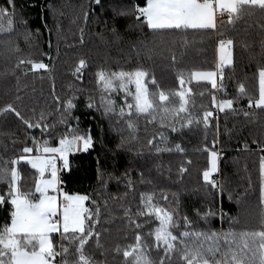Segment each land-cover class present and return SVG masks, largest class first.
Here are the masks:
<instances>
[{"label":"snow or ice","instance_id":"1","mask_svg":"<svg viewBox=\"0 0 264 264\" xmlns=\"http://www.w3.org/2000/svg\"><path fill=\"white\" fill-rule=\"evenodd\" d=\"M92 3L100 5L101 0ZM17 8L16 0H4L0 5V46L6 58L16 54L15 64L0 73V77L15 80L16 93L13 101L0 106V115L13 114L27 130H39L40 135L29 132L27 140L31 144L23 142L16 147L13 139L10 153L7 145L0 151V209L6 212L0 223V264H109V255L119 258V264H264V142L260 140L252 141L257 144L254 164L258 173L254 215L251 222L239 228L238 218H232L233 223L224 231L210 227L213 217L219 215L223 219L226 215L216 208L217 199L225 194L233 199L226 183L217 181L221 153L215 147L216 134L211 147L205 142L200 149L206 154V165L199 173L204 199L201 207L191 209V214L181 211L175 193L170 201L168 193L154 186L151 179L146 180L143 171L139 172V183L147 185L144 190L137 188L128 169L116 178L118 184L121 179L124 181L123 193L101 199L103 189L94 195L64 190L60 172L69 170V155L87 152L93 146V138L82 133L78 123H72L74 96L62 100L54 85L50 93L54 107L41 108L38 113L36 108H29L30 117L18 107L24 102L23 88L28 87L21 78L31 73L43 79L51 69L41 59L24 56L19 42L13 39L18 15L19 23L27 24ZM114 12L124 17L131 15L135 26L153 34L181 37L178 47L173 39L164 49L169 53L165 59L174 75L173 86H162L154 70L143 66L130 70L99 67L95 72L105 114L123 123L131 140L138 139L135 133L140 117L146 125L153 126L147 140L150 153L157 157L164 153L186 156L182 144L170 140L173 134H182L194 126L202 127L205 133L215 128L218 134L221 114L225 118L242 114L244 119L253 120L259 118L258 113H264V0H145L143 5ZM88 17L89 12L84 11L85 23ZM253 28L258 30V42L249 31ZM22 31L27 42L31 32L26 27ZM112 31L115 33V28ZM189 33L217 34L214 60L185 66L192 63L191 57L186 59ZM80 34L83 43V28ZM254 45H258V51ZM144 47L151 58V47ZM238 58L247 59L248 66L254 68L251 76L245 73L241 78ZM86 67L87 60L80 58L73 75L80 79ZM230 82L236 85L235 95L231 96ZM113 93L124 94L118 111L111 99ZM244 99L246 107L241 106ZM88 107H93V103ZM125 142L121 137V146ZM244 151H252L247 143ZM191 163L186 159L179 164V181ZM161 167L157 165L158 169ZM28 169L34 170L33 183L26 187L22 170ZM98 180L106 187L100 173ZM248 184L251 189V175ZM117 220L122 225L123 242L107 246L104 237L110 228L106 225Z\"/></svg>","mask_w":264,"mask_h":264},{"label":"trees","instance_id":"2","mask_svg":"<svg viewBox=\"0 0 264 264\" xmlns=\"http://www.w3.org/2000/svg\"><path fill=\"white\" fill-rule=\"evenodd\" d=\"M145 0H101L100 5L92 0H16L18 13L27 21L26 25L19 23L17 17V34L13 37L21 46L24 56L31 55L49 64L50 74L43 79L33 77L31 73L22 77L23 88L21 95L23 104H18L26 116H31L29 108H36L37 113L41 108L54 107L55 101L50 95L53 85L55 93L62 100L74 96L75 108L72 110V123H78L82 133L91 134L93 146L87 152L74 153L69 156V170H61L62 187L70 193L92 194L103 189L104 196L124 192V181L117 182V177L126 170H130L133 180L137 181V188L144 190L147 185L140 184L139 172L143 171L145 179H151L158 189L163 188L169 195V200L175 193L179 199L182 212L191 214L192 208H199L203 204L204 194L201 188L199 173L206 165V154L200 151L205 142L212 146L213 135L218 136L216 149L221 153L220 169L217 176L218 182L226 183L233 199L229 200L225 194L217 199L216 208L226 215L223 219L219 215L210 221V227L217 231L229 229L233 223L232 218H238L242 227L246 222H251L254 215L253 205L258 196V173L254 161L257 160V144L253 140L264 142V113H258L253 120H246L242 114L229 115L219 118V132L212 128L205 133L202 127L185 129L182 134H173L170 140L181 143L187 153H164L157 157L150 153L147 140L151 137L154 128L146 125L143 117L138 119L137 140H131L129 132L123 123H118L115 116L106 115L101 105V93L95 80V72L99 67H108L116 70L122 67L130 70L137 66L153 69L157 79L164 87L174 85V75L165 59L167 42L175 39L177 47L181 37L176 34H153L151 30L135 26L131 15L124 17L117 15L116 10H127L135 4L143 5ZM4 0H0L3 5ZM88 11L87 23L83 19V12ZM251 23V21H249ZM59 24V30L57 29ZM31 32L30 39L25 42L23 29ZM84 29L83 43H81L80 29ZM115 28V33L112 29ZM254 41L258 42L260 36L255 28L249 30ZM216 33L191 34L187 36L190 42L187 48V57L192 63L186 67L198 65L202 60L212 61L215 58ZM51 44V47H49ZM151 47V58L144 47ZM258 51V45H254ZM179 57V51L177 52ZM87 60V67L83 70L80 79L73 75V70L80 58ZM16 62V54L6 58L0 46V73L11 68ZM254 68L248 66L247 59L237 60V72L251 76ZM197 91L200 88L193 83ZM35 88V92L32 89ZM235 82H230L229 95H235ZM15 80L12 77H0V106L14 100ZM123 93H113L111 99L115 101L117 111L123 104ZM197 106L200 98L197 96ZM93 103L89 108L88 104ZM207 104L208 101L204 100ZM241 106L246 107V99L241 101ZM75 118H78V122ZM58 119V118H57ZM60 127V126H58ZM39 136V130H27L13 115H3L0 118V151L7 145L9 153L12 151L11 141H17L16 147L23 142L31 144L27 136ZM207 136V140H205ZM121 137L126 142L121 146ZM245 143L251 152L244 151ZM119 146V147H118ZM142 150V154H139ZM190 159L189 171L182 181L177 179L179 164ZM157 165H161L160 169ZM34 170H22L25 186L32 185ZM98 173L102 174L106 187L98 180ZM252 177V188H249L248 177ZM199 189V191H197ZM239 198V203L237 202ZM131 199V196H129ZM6 212L0 209V223ZM194 218V217H193ZM202 224V222H201ZM110 228V233L104 237L107 246L123 242L122 225L117 220ZM58 241L59 237L56 236ZM109 264H119V258L112 255L107 257Z\"/></svg>","mask_w":264,"mask_h":264},{"label":"rangeland","instance_id":"3","mask_svg":"<svg viewBox=\"0 0 264 264\" xmlns=\"http://www.w3.org/2000/svg\"><path fill=\"white\" fill-rule=\"evenodd\" d=\"M81 152H83V151H81ZM76 153H79V152H76ZM73 154H74V153H73ZM70 155H71V154H70ZM70 155H69V156H70Z\"/></svg>","mask_w":264,"mask_h":264},{"label":"water","instance_id":"4","mask_svg":"<svg viewBox=\"0 0 264 264\" xmlns=\"http://www.w3.org/2000/svg\"><path fill=\"white\" fill-rule=\"evenodd\" d=\"M3 115H0V118L2 117Z\"/></svg>","mask_w":264,"mask_h":264}]
</instances>
